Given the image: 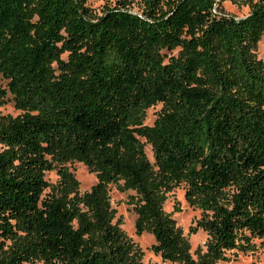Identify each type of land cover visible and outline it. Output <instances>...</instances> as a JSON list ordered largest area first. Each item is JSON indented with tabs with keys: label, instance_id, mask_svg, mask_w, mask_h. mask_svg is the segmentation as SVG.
I'll return each instance as SVG.
<instances>
[{
	"label": "trees",
	"instance_id": "16d2710c",
	"mask_svg": "<svg viewBox=\"0 0 264 264\" xmlns=\"http://www.w3.org/2000/svg\"><path fill=\"white\" fill-rule=\"evenodd\" d=\"M87 1L0 0V106L20 111L0 114V264H144L114 221L110 184L133 191L135 233H150L163 260L254 251L264 242V0H229L248 7L242 18L223 0H112L97 15ZM73 161L95 174L84 192ZM180 186L200 211L192 231L207 235L196 258L163 209Z\"/></svg>",
	"mask_w": 264,
	"mask_h": 264
},
{
	"label": "rangeland",
	"instance_id": "374dc122",
	"mask_svg": "<svg viewBox=\"0 0 264 264\" xmlns=\"http://www.w3.org/2000/svg\"><path fill=\"white\" fill-rule=\"evenodd\" d=\"M112 0H88L86 5L92 14L97 15L100 13L104 3ZM224 12L234 16L235 18H242L248 14V7L240 2L233 3L229 0H223L220 3ZM133 10H137V6L133 4ZM255 56L264 60V31L257 42L255 49ZM64 57V56H63ZM9 97V95H8ZM161 104L151 106L146 110V118L144 123L146 125H152L156 118ZM20 111L14 107L11 100L2 106H0V114L17 115ZM144 141V139H141ZM145 152L150 160H152L150 145H145ZM69 169L74 173L75 178L79 181V191L84 192L90 188L96 182L95 174L89 172L85 165L78 161H73L68 164ZM45 179L54 184L58 175L55 171H47L45 173ZM48 189L45 190V193ZM133 194V191L120 192L112 184L109 185L110 204L115 209L114 221L120 220V227L124 233L130 237L136 247L140 251V261L144 264H177L163 260L161 256L152 250V246L155 243L153 236L148 232H142L141 234L135 233V218L136 215L132 210V206L128 203L129 195ZM163 209L166 212L171 213L172 218L175 220L176 225L181 229L183 235L189 242V252L194 258H196L197 251H203L205 249L204 243L206 241V233L201 229L192 231L196 226V220L200 215V211L196 208H192L187 204L184 199V189L180 186L173 189L168 193L167 198L163 204ZM255 250L252 252L232 253L228 252L227 256L229 260L220 261L218 264H264L263 250L264 242L262 239H254ZM31 264H40L38 262Z\"/></svg>",
	"mask_w": 264,
	"mask_h": 264
}]
</instances>
